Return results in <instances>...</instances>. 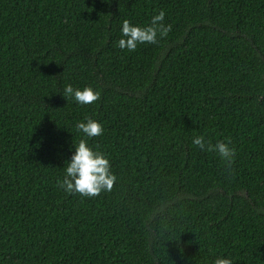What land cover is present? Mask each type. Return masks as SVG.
Returning a JSON list of instances; mask_svg holds the SVG:
<instances>
[{"label":"trees","instance_id":"obj_1","mask_svg":"<svg viewBox=\"0 0 264 264\" xmlns=\"http://www.w3.org/2000/svg\"><path fill=\"white\" fill-rule=\"evenodd\" d=\"M160 10L167 37L118 47ZM200 135L231 141V170ZM80 139L117 176L98 197L56 184ZM216 257L264 264V0H0V264Z\"/></svg>","mask_w":264,"mask_h":264},{"label":"clouds","instance_id":"obj_2","mask_svg":"<svg viewBox=\"0 0 264 264\" xmlns=\"http://www.w3.org/2000/svg\"><path fill=\"white\" fill-rule=\"evenodd\" d=\"M165 12L160 10L153 15L149 26H134L129 20L122 22V38L118 40V47L135 51L138 44L158 43L157 35L164 38L172 30V25L164 23ZM63 96L67 99H74L78 104H94L100 98L99 91H95L91 86H86L82 90L73 88L70 84L64 88ZM76 129L86 137H98L104 132L103 126L85 115L84 121H78ZM192 143L201 151L214 152L219 155L225 167L231 170L235 157V149L229 147L231 141L227 143L217 140L214 144L203 135L193 138ZM75 151L68 161L65 174L62 179H57V186L66 194L78 193L82 197H98L102 191H111L114 187L117 176L111 171V164L108 157L99 150H93L86 139H80L74 144ZM99 148V145H96ZM213 264H233L232 259L216 257Z\"/></svg>","mask_w":264,"mask_h":264}]
</instances>
